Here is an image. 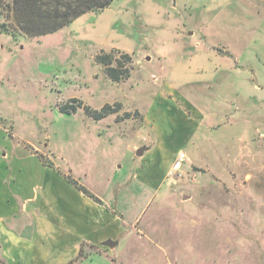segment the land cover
Instances as JSON below:
<instances>
[{
  "label": "rangeland",
  "instance_id": "374dc122",
  "mask_svg": "<svg viewBox=\"0 0 264 264\" xmlns=\"http://www.w3.org/2000/svg\"><path fill=\"white\" fill-rule=\"evenodd\" d=\"M260 8L114 0L37 39L0 31V162L40 180L42 160L109 206L126 231L113 262L91 264H264ZM99 55L128 77L112 82Z\"/></svg>",
  "mask_w": 264,
  "mask_h": 264
},
{
  "label": "crops",
  "instance_id": "0c3cea01",
  "mask_svg": "<svg viewBox=\"0 0 264 264\" xmlns=\"http://www.w3.org/2000/svg\"><path fill=\"white\" fill-rule=\"evenodd\" d=\"M255 3L264 10V0H255ZM12 161L0 162L1 261L6 264H68L77 256L81 245L90 252L79 264H91L103 258L114 261L118 237L126 230H122L119 218L112 216L102 199L103 204L96 203L47 169L40 160H34L42 171L40 180L37 173L29 170L25 173L11 171L8 165ZM166 171L154 188H161ZM107 242L117 245L110 248Z\"/></svg>",
  "mask_w": 264,
  "mask_h": 264
},
{
  "label": "trees",
  "instance_id": "16d2710c",
  "mask_svg": "<svg viewBox=\"0 0 264 264\" xmlns=\"http://www.w3.org/2000/svg\"><path fill=\"white\" fill-rule=\"evenodd\" d=\"M114 0H0V31L12 37L37 39L54 34L72 24L87 13L99 14L106 10ZM127 57L126 55H123ZM115 59L111 55H99L96 62L103 68L105 75L114 83L128 77V73L119 72L112 67ZM74 106L65 105V111ZM86 115L94 121L110 115L108 106L100 111L86 110ZM45 165V162L42 161ZM72 183V182H71ZM80 192L98 202L86 188L72 183ZM83 245L77 256L68 264H79L86 259Z\"/></svg>",
  "mask_w": 264,
  "mask_h": 264
},
{
  "label": "built area",
  "instance_id": "2783aa9c",
  "mask_svg": "<svg viewBox=\"0 0 264 264\" xmlns=\"http://www.w3.org/2000/svg\"><path fill=\"white\" fill-rule=\"evenodd\" d=\"M187 162V157L184 152L177 153L175 160L173 161L170 169V174L180 173L182 168L185 166Z\"/></svg>",
  "mask_w": 264,
  "mask_h": 264
},
{
  "label": "water",
  "instance_id": "95a60500",
  "mask_svg": "<svg viewBox=\"0 0 264 264\" xmlns=\"http://www.w3.org/2000/svg\"><path fill=\"white\" fill-rule=\"evenodd\" d=\"M148 59H149V58H147V60H148ZM145 150H147V149H146V148H140L139 150L136 151L135 155H136L137 157H140V156H142V154L144 153ZM106 245H107L108 247H110V248H114V247H116L117 244H116L115 242H107Z\"/></svg>",
  "mask_w": 264,
  "mask_h": 264
}]
</instances>
